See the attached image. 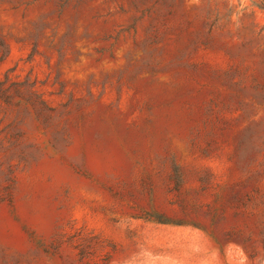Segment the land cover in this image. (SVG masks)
Segmentation results:
<instances>
[{"label": "rangeland", "instance_id": "rangeland-1", "mask_svg": "<svg viewBox=\"0 0 264 264\" xmlns=\"http://www.w3.org/2000/svg\"><path fill=\"white\" fill-rule=\"evenodd\" d=\"M0 264H264V0H0Z\"/></svg>", "mask_w": 264, "mask_h": 264}]
</instances>
